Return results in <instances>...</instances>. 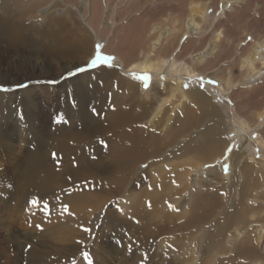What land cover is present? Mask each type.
<instances>
[{"label": "bare ground", "instance_id": "6f19581e", "mask_svg": "<svg viewBox=\"0 0 264 264\" xmlns=\"http://www.w3.org/2000/svg\"><path fill=\"white\" fill-rule=\"evenodd\" d=\"M71 1L72 4L68 8L65 7L66 0H0V43L8 46L22 44L36 50H47L53 54L68 51L82 53L87 62L93 53L91 50L93 46L91 41L93 40L104 49V52L115 53L119 57L121 69L119 73H122L121 75L124 77L126 75L133 78V74H146L157 78L158 81L151 88L153 95L149 99H144L143 93L146 86L143 81L136 78L139 84H134L127 80L124 84H127L130 92L140 95L141 99L117 102L115 104L117 107L109 110L104 104V88L98 83L106 82L104 72L109 74L113 71L102 69L86 75V78L91 82L88 85H96L101 89V93L96 94V100L91 107L87 108V102L86 108L81 110L83 112L80 115V130L72 129L73 127L59 129L43 143L52 158L49 160L46 157L47 161H53L52 164L40 156L42 153H39L37 158L31 153L24 156L22 167L16 171L18 175L15 178L18 190H20V193L18 192L20 204L27 202L32 195L39 201L46 199L44 203L50 202V200L53 203H61L57 198L60 193L53 198L49 197L54 192L63 191L62 189L68 190L70 195L65 198L64 205L69 207L71 213L76 214L68 216V223L70 225L79 222L87 224L90 220L86 218L91 219V215L86 213V209L95 210L97 209L96 204L105 203L106 200L124 192L125 203L119 206L121 213L117 209L116 211H106L103 218L113 228H124L127 233L125 237L132 241L133 245L138 246V243H150L156 240L157 233L162 229V226L157 227L156 223L159 221L163 225L173 220L172 214H164V211L166 207L174 204V197H181V200L186 198V204L189 205L192 215L185 223L177 225V228L188 229L191 224L201 218L205 209L217 201L216 196L203 193V189L210 188L212 183H206L203 180L204 183L200 182L198 178L213 174L214 169L205 170L204 166L221 160L225 155L227 149L226 147L222 148V143L226 142H224L226 133L222 134L218 130L214 131L213 128H208V131L200 134V143L188 139V131L196 125L208 121L222 125L223 120L219 118L214 107L204 99L201 91L193 88L188 91L183 90L179 83L180 80L172 86H168L165 84L166 79L164 78L175 73V77L183 79L182 74L192 77L195 73L205 75L210 70H215L213 74L215 73L216 78V75L223 72L221 70V73H216L217 69L221 67L220 64L225 63L229 66L228 63L233 61L240 68V77L233 76V66L235 65L231 64L227 69L230 74L229 78L228 76L216 78V89L221 95L227 94L238 86L248 88L256 86L261 79L264 80V39L261 42L256 39L255 45L253 44L254 46L249 52H240L234 58L232 56L234 53L236 54L237 45L241 41L235 42L228 38L223 40L225 31H220L223 23L230 22L231 17L237 19L241 15L238 13L241 10L259 12L262 15L263 3L260 0H222L221 10L223 11L212 24L214 32L217 34H214L210 46L207 47V40L210 38L211 32L205 34L206 24L209 26L211 24L208 20L206 22L208 18L206 11L211 7H217L218 0H189L190 7H188L186 17L183 18L174 17V5H169L163 10L160 9V12L157 11L159 6L157 7L156 3L160 4L161 0ZM163 1L168 4L174 3V0ZM132 15L146 17L147 21L137 26L130 47L126 49L125 53H120L114 49V40H119L117 32L121 28L130 26L128 24L121 26V23L130 22L129 18ZM222 15L224 20H220ZM35 17L38 18L40 26L28 24L27 20L35 19ZM75 17L78 20H74ZM240 18L242 19L241 16ZM73 21L78 22L77 32L68 29L69 23H73ZM164 27L166 28L164 29ZM77 33L90 35L91 41L90 38L85 40L78 37ZM101 39L103 45L100 42ZM229 50H234V52L229 53ZM200 51L202 52L200 53ZM211 55L212 57H210ZM176 57L182 60V65L178 68L172 62V59ZM80 66L82 65L79 62L74 68ZM68 70L62 71L57 80ZM161 77H163L162 80ZM26 81L32 82L35 79H27L23 82ZM176 94L185 104L186 101L189 104L182 106L183 116L178 123H174V97ZM248 100L249 98L246 99V105ZM235 123H237L235 127L238 126L239 133L233 142L234 146L243 138L242 134L244 136L250 134L254 139L249 136L247 137L248 142H252L251 145H254L256 139V144L264 148V140L260 141L263 135L262 130H264V106L255 112L254 118L249 124H246L241 118H236ZM104 138L107 139V143L101 146V141ZM262 151L264 152V150ZM226 154L227 158L229 152L227 151ZM241 160L242 155L237 161H234L235 165H239ZM175 161L178 163L174 164ZM169 162L178 168L175 176L179 183H182L181 189L175 194L174 190L170 188L172 180L174 181V165L173 167L169 166ZM163 163L169 166L172 172H167L162 166H159ZM262 166L264 167V163ZM141 167L143 170L138 172ZM241 176L244 178L245 172L244 174L241 172ZM96 177H100L98 180L101 181V185L99 184L98 187L99 192L91 194L90 188L81 185L89 179L96 180ZM131 178H134L135 183L131 187L132 191H129L127 187ZM146 181L148 184L144 185ZM137 186L138 188H136ZM107 187L109 189L106 191ZM136 189H140L141 195L135 193ZM246 196L245 191H240L241 200L244 201ZM44 203L39 204L41 208ZM203 211L204 213H202ZM125 212H129L131 215L124 219L117 218ZM180 212L181 216H184L185 212ZM38 213L41 214L39 216L45 215L43 210ZM30 214L32 215L27 218L28 220L35 216V212ZM246 215L247 212L244 208H237L231 216L226 217L225 223L228 225L216 230L210 237H201L200 242H204L201 251L191 245L187 247L185 246L187 243H181L179 239L174 238L176 257L179 255L182 260L185 258L187 261H195L203 252L210 258L204 264H214L216 256L219 255L218 251H215L216 245L218 246L220 243L219 238L230 224L234 222L245 224ZM180 218V214L178 216L174 214V220ZM89 226L85 225V227ZM63 230H67V228L61 226L57 230V234L50 235L51 239L63 240ZM263 237L264 226L259 230L258 241ZM249 239L250 236L245 235L243 241L236 243V245L239 244L237 247L236 245L230 247V250L245 257L255 258L252 264H259L256 259L262 254L260 251L258 253L252 249ZM165 242L160 241V248H164ZM143 243H141L142 246L148 245Z\"/></svg>", "mask_w": 264, "mask_h": 264}, {"label": "rangeland", "instance_id": "374dc122", "mask_svg": "<svg viewBox=\"0 0 264 264\" xmlns=\"http://www.w3.org/2000/svg\"><path fill=\"white\" fill-rule=\"evenodd\" d=\"M218 1L217 7H211L206 11V16L208 17H206V22L208 20L211 24L210 26L206 24L205 34L207 35V33L210 34L211 32V36L207 40V47L210 46L212 38L217 34L214 32V25L212 24L223 11L221 10L223 2L222 0ZM260 1L263 3L262 15L259 12L256 13L244 9L238 12L243 20L239 19L240 16L237 19L231 17L230 22L223 23L224 25L220 31H225V37L222 39L226 40L228 38V40H235V42L241 41L237 45L236 54L234 53L233 56L228 54L229 56L235 58L240 52H249L255 45L256 39L259 42L264 39V0ZM188 2L189 0H174L173 4H168L166 1L161 0L160 4H157L159 2L156 3L157 7L159 6L157 11L160 12L164 8L169 7V5H174V17L183 18L186 17L188 7H190ZM70 4H72V1L66 0L65 7L70 8ZM61 7L64 8V6ZM182 7L184 8L182 9ZM32 20H27L29 25H41L37 17ZM74 20H78V18L75 17ZM220 20H224L223 15ZM129 21L128 23H121V26L127 24L130 26L121 28L117 32L119 40L113 38L115 39V42L113 41L115 43L114 49H117L120 53H125L126 49L130 47L129 45L133 42V35L138 28L137 26L142 25L147 20L146 17H135V15H132ZM77 23L75 21L69 23L68 29L77 32ZM179 33L181 32L179 31ZM77 35L85 40L90 38V35L87 34L77 33ZM184 40L187 41L186 39ZM91 42L93 43L91 47L93 53L87 62L82 53L77 54L68 51L53 54L47 50H36L22 44L8 46L2 42L0 43V89H3L0 90V264H87L83 257L85 252L89 254L92 264H189V262H191L190 264H204L210 258L203 252L202 254L200 253L201 256L195 261H187L185 258L182 260L179 255L176 257V246L173 244L174 238L179 239L181 243H187L185 244L187 247L191 245L201 251L202 247H204V242H200L201 237H210L216 230L228 225L225 223L226 217L231 216L237 208L241 209V207L247 212L246 223L234 222L225 229L219 238L220 243L215 247V251H218L219 255L216 256L214 264H252L255 258L245 257L230 250V247L235 246L240 241L242 242L245 235L250 236L249 241L252 249L258 253L260 251L262 254L261 257L256 259V262L264 264V237L258 241L259 230L264 226V167L262 166V163H264V152L262 150L264 148L256 144V139L254 140V145H251L253 143H249L247 137L254 138L250 134H247L248 136L242 134L243 138L239 140L238 144L236 143L234 146L233 143L239 133L238 126L235 127L237 125L235 119L241 118L246 124H249L253 120L255 112L264 106V80L261 79L258 82L260 84L257 83L256 86L253 85L249 88L238 86L227 94L221 95L216 89V78L222 76H228L229 78L230 74H228L227 69L231 64L235 65L233 61L228 63L229 66L221 63L222 69L219 67L220 69H217L216 73H221V70L223 72L220 75H216V78L214 76L215 73L213 74L215 70L207 71L205 75L195 73L192 77L182 74L184 76L183 79L175 77V73L169 75L168 77L170 78L167 76L164 78L166 79L165 84L168 86H172L176 81L180 80L179 83L183 90L188 91L193 88L201 91L204 99L214 107L219 118L223 120L222 125H217L215 122L209 123V121L196 125L188 131V139L200 143V134L208 131V128H213L214 131L218 130L222 134L226 133L224 142L226 141L227 143H222V148L226 147L228 149L231 147V152L227 158L225 157L227 156L226 151L221 160L208 164V167L204 166L205 170L214 169L215 173L213 172L210 176H201L198 180L212 183L210 188L203 189V193L216 196L217 201L212 204L213 206L211 205L212 208L210 206L205 209V213L204 211L202 212L204 214L201 218L191 224L188 229L177 228V225L185 223L192 215L189 205L186 204V198L181 200V197H174V204L171 203L173 207L171 209L166 207L164 211V214H172L173 220L163 225L158 221L156 224L157 227L162 226L161 233H157V238L153 242H141L148 244L146 246H142L141 243H138V246L133 245L132 241L125 237L127 233L124 228H113L103 218L106 211H116L117 209L121 213L119 206L125 203L124 192L106 200L105 203L96 204L97 209L95 210L86 209V213L91 215V219L89 217L86 218L90 220L87 224L79 222L70 225L68 223V216L76 215L70 212L69 207L67 214L63 212L64 200L70 195L68 190L62 189L63 191L54 192L49 198H53L60 193L57 198L61 203H53L51 200L47 202L49 213H44L45 215L42 216H39L41 214L38 213L43 210L39 204L44 203L46 199L42 201L37 199L39 203L34 207L29 203V201L36 199L32 195L27 202L20 204L18 195L20 190H18L15 178L18 175L16 171L22 167L24 156L31 153L37 158L39 153H42L40 156L44 160L47 161L46 157L51 160V155H49L43 143L59 129L73 127L72 129L80 130V115L83 112L81 110L86 108L85 104L87 102V108L91 107L96 100V94L98 95V92L101 93V89L96 85V87L94 84L88 85L91 82L86 78V75L102 69L113 71V73L109 74L104 72L103 75L106 76V82L98 83L104 88L105 94L103 97L106 109L113 110L117 107L115 105L117 102L141 99L140 95L130 92L131 90L124 83L129 80L134 84H139L136 78L139 79L146 74H133V78H129L126 75L124 77L121 75L122 73H119L121 71L119 57L115 53L104 52V49L99 47L95 41L92 40ZM100 42L103 45L102 39ZM231 43L234 42L231 41ZM231 52L233 53L234 50H229V53ZM110 57L114 59L110 60ZM91 58H94V63L97 66H91L89 61ZM79 62L82 66L74 68ZM172 62L176 68L182 65V60L178 57L173 58ZM109 63L112 65L111 67L100 66L101 64L107 65ZM79 68H85L86 70L77 72L76 70ZM64 70L68 71L57 80L60 73ZM232 74L235 78H239L241 74L240 68L236 65L233 66ZM39 78L44 80H37ZM150 78V85L148 84L149 86L147 85L144 89V99H149L153 95L151 88L158 81L153 76H150ZM199 78H203V89L200 87ZM27 79H35V81L23 82ZM209 80H213L216 83H208ZM185 85H187V88ZM247 98L249 100L246 105ZM184 105H189L188 101L185 104L176 94L174 97V123L181 121L183 116L181 111ZM213 124H216V126H213ZM262 132L263 135L262 137L260 135V141L264 140V130ZM257 137H259V134H257ZM102 141L104 146L107 143V139L104 138ZM239 154L242 155V160L239 165H235L234 161H237L241 156ZM231 157L232 160H230ZM47 162L49 164L53 163V161ZM175 163L178 162L175 161ZM168 164L171 167L174 165L171 162ZM225 165H227V172L225 171ZM159 166H162L167 172H172L171 168L165 163L159 164ZM175 167L176 165H174V181L171 179L172 183L170 184L174 194L181 189L182 184L179 183L178 178L175 176L176 170H178ZM140 170H143V168H139L138 172ZM241 172L242 174L245 172L244 178H242ZM98 179L100 177H96V180L92 178L84 181L81 186L85 185V188H90L91 194L98 193V187L101 183ZM133 179L131 178L128 184L127 188L129 191H132L131 187L135 183ZM145 184H148V182H144ZM107 189L109 187L106 188V191ZM240 191L247 193L244 201L240 199ZM135 193L141 195L140 189H136ZM101 204L102 208L100 207ZM180 211L185 212L184 216H181L182 213ZM33 212H35L34 219L28 220L27 218L32 215L30 213ZM174 214L176 216L180 214L181 218L174 220ZM128 215L129 212H125L121 214V217L118 216L117 218L124 219ZM252 221L256 222L253 223ZM37 225L40 227L38 228ZM85 225L90 226L85 227ZM61 226L67 228V230L62 232L63 240L51 239L50 235L52 233L57 234L56 232ZM84 229H87V231H84ZM159 240L166 241L164 248H160ZM39 255H42V257Z\"/></svg>", "mask_w": 264, "mask_h": 264}, {"label": "snow or ice", "instance_id": "6c2138e0", "mask_svg": "<svg viewBox=\"0 0 264 264\" xmlns=\"http://www.w3.org/2000/svg\"><path fill=\"white\" fill-rule=\"evenodd\" d=\"M249 39H250V38H249ZM112 59H114V58H113V57H110V60H112ZM90 64H91V66H93V67L97 66V64L94 63V58L90 60ZM100 66H101V67H103V66L111 67L112 65L109 63V64H107V65H103V64H101ZM85 70H86L85 68H79V69H77L76 71H77V72H82V71H85ZM139 79H141V80L143 81V83L145 84V86H147V85L150 83V79H151V78H150V76H148V75H143V76L140 77ZM160 79L162 80L163 77H161ZM199 79H200V87H201V89H203V87H204V81H203V78H199ZM208 83L215 84L216 82L213 81V80H209ZM185 87L187 88V85H185ZM0 90H3V89H0ZM229 103H231V101H229ZM101 144H102V146H103V141H101ZM227 151L230 153V152H231V147H229V148L227 149ZM208 166H209V165H206V167H208ZM225 171L227 172V165H225ZM29 203H30L31 206H34V207H35V206L38 205L39 201H38L37 199H33V200L29 201ZM149 206H150V205H149ZM169 208L171 209L172 206L169 205ZM43 211L45 212V214H48V213H49V206H48L47 203H44V205H43ZM63 212H64L65 214H67V213L69 212V209H68V206H67V205L63 206ZM37 227L39 228L40 226L37 225ZM84 231H87V229H84ZM83 257H84V259L87 261V264H92V260L90 259L89 254H88L87 252L83 253Z\"/></svg>", "mask_w": 264, "mask_h": 264}]
</instances>
